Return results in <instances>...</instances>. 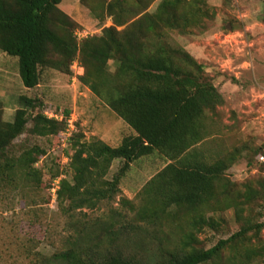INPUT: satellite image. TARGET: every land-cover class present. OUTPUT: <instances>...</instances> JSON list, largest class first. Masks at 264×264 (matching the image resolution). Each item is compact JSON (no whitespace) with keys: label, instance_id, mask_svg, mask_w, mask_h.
I'll return each mask as SVG.
<instances>
[{"label":"trees","instance_id":"trees-1","mask_svg":"<svg viewBox=\"0 0 264 264\" xmlns=\"http://www.w3.org/2000/svg\"><path fill=\"white\" fill-rule=\"evenodd\" d=\"M155 1L81 0L100 22L111 18L113 24L79 40L77 23L59 8L62 0H0V51L18 58L27 89L39 86L46 68L71 73L78 61L84 68L80 83L133 130L115 147L83 140L80 131L71 134L70 177L51 171L52 180L60 178L59 207L70 213L113 200L131 164L158 153L166 164L144 186L146 204L137 221L167 225L175 242L159 238L151 257L143 259L125 254L129 241L119 244V233L110 229L48 256L0 224V264H264V165L242 183L226 174L248 151L264 161V150L247 142L225 153L205 149L219 129L215 114L225 99L205 66L170 40L174 31L190 33L216 14L206 0H161L150 12ZM19 104L13 120L5 121L0 102V200L42 188L44 170L37 163L46 150L33 145L17 152L15 141L25 133L60 138L71 118L68 109L61 119L49 117L37 97L21 95ZM115 160L121 166L109 179ZM122 203L135 211L132 201ZM229 209L239 228L206 246L200 235L206 228L220 232L222 217L216 215Z\"/></svg>","mask_w":264,"mask_h":264},{"label":"rangeland","instance_id":"rangeland-1","mask_svg":"<svg viewBox=\"0 0 264 264\" xmlns=\"http://www.w3.org/2000/svg\"><path fill=\"white\" fill-rule=\"evenodd\" d=\"M160 1L156 0L149 11L153 12ZM206 1L215 12V19L207 20L204 26L193 28L187 34L174 31L170 38L205 66L207 75L225 99L215 114L219 129L212 135L214 139L204 143L205 149L211 147L225 153L247 142L252 148L260 146L264 150V0ZM59 8L77 23L75 35L79 40L98 36L105 26L113 24L111 18L100 22L81 0H62ZM77 63L76 69L71 67V73L46 68L39 86L27 89L19 75L18 58L0 51V102L5 121L13 120L20 106L19 97L27 95L39 98L42 112L53 113L59 119L65 110H70L75 125L60 138L25 133L15 141L17 152L33 145L46 150V156L37 163V167L44 170L43 184L41 189L27 188L24 195L15 191L3 197L0 224L14 228L24 239L33 240L36 249L48 256L72 247L76 240L86 235L102 236L111 229L119 233V244L129 241L124 248L125 254L147 259L151 257L150 251L157 247L159 238H166L164 244L167 245L175 242L173 230L167 225L160 227L137 221L140 207L146 204L144 186L166 164L158 153L131 164L121 180L120 193L113 200H103L94 208L70 213L58 205L56 192L60 178L52 180L51 171L59 169L63 173L61 177H70L71 134L80 131L83 140L99 139L115 147L133 132L105 102L80 83L79 76L84 68L80 71V63ZM109 69L115 71L114 61L109 63ZM251 152L250 155L248 151L247 157H240L226 172L233 182L242 183L262 172L264 161ZM120 166L121 161L115 160L107 177L112 179ZM123 199L132 201L135 211L122 203ZM219 216L222 217L221 231L206 228L200 235L208 247L239 228L234 209L219 212L216 217ZM262 236L264 238V230Z\"/></svg>","mask_w":264,"mask_h":264},{"label":"built area","instance_id":"built-area-1","mask_svg":"<svg viewBox=\"0 0 264 264\" xmlns=\"http://www.w3.org/2000/svg\"><path fill=\"white\" fill-rule=\"evenodd\" d=\"M78 65V63L77 62H75L74 63V65H73V68L74 69H76V66ZM79 68H80V71H83V67H81L80 65H79ZM82 72H78V74H81ZM49 117H53L54 116V114L53 113H46ZM73 126H75L74 125V123H73V120H72V118H70L69 120H68V127H67V131L64 133V134H66V133H69L71 130H73L74 129V127ZM75 131V130H74ZM72 133V132H71Z\"/></svg>","mask_w":264,"mask_h":264}]
</instances>
